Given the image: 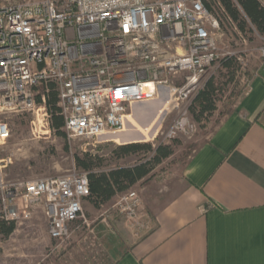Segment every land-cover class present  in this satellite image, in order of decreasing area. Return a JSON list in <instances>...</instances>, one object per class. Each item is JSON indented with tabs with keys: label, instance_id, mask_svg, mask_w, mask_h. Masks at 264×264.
<instances>
[{
	"label": "built area",
	"instance_id": "obj_1",
	"mask_svg": "<svg viewBox=\"0 0 264 264\" xmlns=\"http://www.w3.org/2000/svg\"><path fill=\"white\" fill-rule=\"evenodd\" d=\"M219 1L0 0V115L46 112L52 84L68 140L114 141L132 126L134 107L147 103L176 112L164 139L191 136L188 113L200 81L224 58L220 23L210 10ZM256 1L264 10V0ZM250 28L264 59V37ZM10 136L0 118V221L20 224L40 208L48 237L68 239L85 222L86 173L73 168L63 176L8 180L13 156L2 153ZM110 208L139 224L137 191L120 193Z\"/></svg>",
	"mask_w": 264,
	"mask_h": 264
},
{
	"label": "crops",
	"instance_id": "obj_2",
	"mask_svg": "<svg viewBox=\"0 0 264 264\" xmlns=\"http://www.w3.org/2000/svg\"><path fill=\"white\" fill-rule=\"evenodd\" d=\"M163 185L159 201L157 185L144 188L152 215L121 227L124 237L100 227L110 264H264V59Z\"/></svg>",
	"mask_w": 264,
	"mask_h": 264
},
{
	"label": "rangeland",
	"instance_id": "obj_3",
	"mask_svg": "<svg viewBox=\"0 0 264 264\" xmlns=\"http://www.w3.org/2000/svg\"><path fill=\"white\" fill-rule=\"evenodd\" d=\"M212 6L222 33L219 39L221 53L224 54V58L229 55L233 57L235 64L229 70L221 68L220 64L216 65L202 77L199 91L208 80L214 81L212 99L216 108L211 113H204L197 121L190 111L191 103L188 115L195 128L191 136H179L171 140L163 138L162 135L176 116V112L168 115L159 112L163 103L136 105L135 114L129 118L132 126L126 127L129 131L113 136L114 141L111 142H103L102 139L95 142L68 140L66 136L60 138L50 127L47 110L39 112L38 115L32 112H4L0 118L8 124L11 136L2 155L13 156V164L7 171V179L34 181L67 175L73 168L82 172L74 163V155L84 152L99 156L100 167L103 170L129 167L149 158L150 155L141 151L124 156L116 150L119 146L131 143L150 144L153 148L159 145L168 146L172 152L171 156L153 168L148 180L140 181L128 189L139 194L142 202L141 212L152 215V206L144 205L145 195L149 191L144 188L152 183L157 185L158 194L152 195L151 200H160L166 191L163 185L166 176L181 166L196 145L205 141L215 130L245 93L249 78L253 76L262 60L257 52L262 43L256 35L248 28L241 32L223 12L220 4ZM41 92L39 88V93ZM198 111L196 109V114ZM186 154L188 156L185 158ZM119 194L102 205H94L87 200L83 204L85 222L77 223L75 225L77 229L63 241H53L48 237L47 221L42 210L36 208L31 219L16 224L9 237L3 238L0 235V264H110L99 233L100 227L106 225L111 232L123 237L121 227L132 229L129 221L114 215L110 208Z\"/></svg>",
	"mask_w": 264,
	"mask_h": 264
},
{
	"label": "trees",
	"instance_id": "obj_4",
	"mask_svg": "<svg viewBox=\"0 0 264 264\" xmlns=\"http://www.w3.org/2000/svg\"><path fill=\"white\" fill-rule=\"evenodd\" d=\"M223 12L234 22L238 29L242 32L245 28L251 30L250 25L257 33L264 37V10L261 9L256 0H220ZM210 10L213 11L212 8ZM235 59L233 57H225L220 62L221 68L229 70L233 68ZM252 77L249 78L248 82ZM48 93H45L46 108L49 113V123L51 129L60 138L65 137L61 132L63 126V118L59 115L57 108V94L52 84H48ZM44 93V88H41ZM214 92L213 79L208 80L203 88L198 91L192 101L190 108L195 120H200V116L204 113H211L215 110V103L212 99ZM243 96V95H241ZM37 100L40 102V96ZM198 109V114H196ZM121 155L127 156L143 151L150 155L149 158L136 163L129 167H114L103 170L100 167L101 158L89 152L74 155V163L78 169L86 173L88 178V186L90 196L87 199L94 205H102L110 201L116 194L130 189L140 181L148 180L149 174L153 168L159 165L163 160L171 156L172 152L168 146L152 147L150 144L131 143L116 148ZM115 150V151H116ZM188 155H185V158ZM15 230L13 223H4L0 221V235L7 238Z\"/></svg>",
	"mask_w": 264,
	"mask_h": 264
},
{
	"label": "bare ground",
	"instance_id": "obj_5",
	"mask_svg": "<svg viewBox=\"0 0 264 264\" xmlns=\"http://www.w3.org/2000/svg\"><path fill=\"white\" fill-rule=\"evenodd\" d=\"M129 118H130V117H129ZM129 118H128V119H129ZM128 121H130V119H129ZM125 131H129V130H128V129H125L124 132H125Z\"/></svg>",
	"mask_w": 264,
	"mask_h": 264
}]
</instances>
